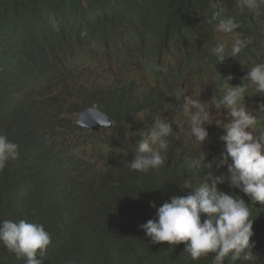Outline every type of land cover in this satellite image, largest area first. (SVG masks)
<instances>
[{"label":"trees","instance_id":"16d2710c","mask_svg":"<svg viewBox=\"0 0 264 264\" xmlns=\"http://www.w3.org/2000/svg\"><path fill=\"white\" fill-rule=\"evenodd\" d=\"M207 12L208 0H0V134L20 152L0 171V219L45 226L52 243L46 257H37L43 264H213L214 254L193 261L184 242L153 244L140 225L172 196L211 184V167L193 172L188 162L204 151L207 164L208 146L223 162L226 149L215 147L212 137L203 147L182 140L183 153L164 154L163 167L147 174L132 171L127 150L132 147L137 155V143L124 126L157 96L106 72L94 79L89 69L98 56L88 54L99 49L126 65L127 52L154 77L161 69L145 61L150 54L144 46L152 34L157 32L155 52L161 27L200 22ZM96 104L114 117L111 130L120 139L77 124L73 115ZM101 143L109 145L103 151L110 158L98 170L92 150ZM113 152L120 154L113 157ZM138 184L146 189L140 191ZM219 188L246 199L228 182ZM251 213L256 258L236 264H264V215ZM0 264L25 260L0 244Z\"/></svg>","mask_w":264,"mask_h":264},{"label":"clouds","instance_id":"9594fccd","mask_svg":"<svg viewBox=\"0 0 264 264\" xmlns=\"http://www.w3.org/2000/svg\"><path fill=\"white\" fill-rule=\"evenodd\" d=\"M214 1L213 5V0H208V12L200 22H172L161 27L155 52L151 46L157 32L152 34L150 45H144L150 54V59L145 61H153L161 69L151 77L154 82L146 91L152 90V96L160 98L151 107L133 114L139 121H144L143 113L146 111L154 113V116L146 132L128 133L130 138L137 134L141 137L131 138L137 143V155L129 147L127 151L131 155L127 163L132 171L147 174L164 166V154L181 155L182 140L191 143L181 135L185 131L182 122L174 121L178 129L174 131L172 123L162 119L164 112L172 109L173 96L178 95L175 81L180 82L188 72V75L206 76L211 85L213 79L219 82L215 89L212 87L218 100L213 97L206 102L199 97H188L183 101V115L187 118L188 134L203 147L209 140L205 124L212 123V106L217 110H227V122L223 118L215 120L217 126L226 130L221 137L226 145L221 147L226 149L223 162L227 173L212 178L211 184H200L186 196H172L158 207L153 219L140 227L153 244L168 242L175 247L184 242L185 252L193 261L214 254L213 264H236L241 260L254 262L256 257L251 240L254 218L251 211H260L264 215V60H259L255 53L264 38V0ZM220 33L233 37L230 44L221 39ZM88 52L97 56L92 51ZM169 55L183 57L171 77L163 69ZM89 70H92L94 79L102 74L97 67ZM163 81L166 89L158 86ZM222 83L226 86L220 95L218 89ZM72 100L78 101L77 98ZM159 104L160 108L155 109ZM91 108L112 117L113 124L98 129L81 124L80 119L77 123L87 131L101 132L106 139L112 137L106 135L108 129L116 125V120L99 105L86 108L78 117L81 118ZM217 115L225 114L218 111ZM73 116L75 118L76 115ZM116 138L120 139V136ZM105 146L109 148L108 144ZM206 156L207 153L201 151L188 162L189 169L198 172L211 167V163H205ZM19 158V146L0 134V171ZM209 176L211 178V173ZM225 182L240 189L246 199L220 190L219 185ZM138 186L140 191L146 189ZM181 187L192 186L181 183ZM152 206L156 207L155 202ZM202 214H205L203 220ZM51 243V234L41 223L0 219V244L14 252L18 259L25 260V264H43V260L37 257H46Z\"/></svg>","mask_w":264,"mask_h":264},{"label":"rangeland","instance_id":"374dc122","mask_svg":"<svg viewBox=\"0 0 264 264\" xmlns=\"http://www.w3.org/2000/svg\"><path fill=\"white\" fill-rule=\"evenodd\" d=\"M220 37L222 40L229 41V44L232 40L231 35H225L223 33H220ZM261 46L259 49L256 50L257 58L261 61L264 60V38L261 41ZM94 54L98 56V63L93 66L97 67L101 70V72H106L110 76H114L118 78H124L128 81H135V85H138L140 87L143 86H152L153 80L150 77V75L147 73L146 69L143 66V62H139L136 60V58H130L129 54L125 52L124 56L127 59L126 65L123 62H120L118 59H110L107 57L103 51H100L99 49H96L93 51ZM260 53V55H258ZM183 60V57L178 56H172L169 55L165 59V66H163V69H166V73L171 75L173 74V71L176 70ZM187 77H184L180 80V82L175 81V89L178 95L173 96V102L171 103L172 109L165 111L162 119L166 121H170L172 123L174 131L178 130L176 124L174 121L177 119L179 122H182L184 124V133L181 135H184V138L191 142L192 145H199L197 144L192 137L188 134V124H187V118L183 115V101L187 99L188 97H199L201 100L210 102L213 97H215L217 100L219 99L215 95V91L212 89V87L215 89L219 82L215 81V79L211 81L209 78H207L204 75H193L186 72ZM166 81V80H165ZM159 88L166 89L165 82H161L158 84ZM138 90L141 91L139 88ZM182 91V93H180ZM218 111H222L225 115L224 116H218ZM226 109L223 110H217L215 106H212L211 108V114L213 117L212 123H206L205 127L209 131V138L212 137V142H215L217 145H214L215 147H219L221 145H226V142L221 139V137L226 133V130L222 126H217L215 123V120L217 118H223L225 119V122H227L226 118ZM144 114V121H139L136 118L134 121L129 123V125L124 126V130L126 131L127 135L132 132H146L147 126L152 123V112L146 111ZM79 117L75 116L76 122L79 121ZM78 124V123H77ZM217 131H219L220 134L217 135ZM215 133V134H214ZM106 136H116L118 137V133L114 130L108 129ZM129 136V135H128ZM141 137L139 134L131 136V138L139 139ZM73 138V135L71 136ZM103 149H108L105 146V143H101L98 145V147H95L92 150V153H94V162L97 165V169L100 170L104 168L106 165V162L110 158V152H104ZM100 151L102 153H105V158L102 159L101 155L97 152ZM119 152H113V157H118ZM208 156L209 159L207 160L208 163H211V170H209V173H211L214 177L219 176L221 173L220 167H223L222 172L224 174L227 173L228 169L225 166V163L222 162L219 159V155L217 154L216 150L212 147L208 146ZM210 177V176H209Z\"/></svg>","mask_w":264,"mask_h":264},{"label":"water","instance_id":"95a60500","mask_svg":"<svg viewBox=\"0 0 264 264\" xmlns=\"http://www.w3.org/2000/svg\"><path fill=\"white\" fill-rule=\"evenodd\" d=\"M102 118V121L100 119ZM80 123L87 126L90 125L93 128L100 129L103 125H112V117L105 114L103 111L97 108H91L86 110L80 118Z\"/></svg>","mask_w":264,"mask_h":264},{"label":"bare ground","instance_id":"6f19581e","mask_svg":"<svg viewBox=\"0 0 264 264\" xmlns=\"http://www.w3.org/2000/svg\"><path fill=\"white\" fill-rule=\"evenodd\" d=\"M214 4H215V1L213 0V5H214ZM89 31H90V30H89ZM144 87H145V90H148V88H150L149 86H144ZM158 90H159V89H158ZM158 90H157V91H158ZM157 91H156V93H157ZM159 98H160V97H156V98L154 99L153 102L157 101ZM153 102H151V103L149 104V106H152ZM160 106H161V104H159L158 107L155 108V109L160 108ZM152 115L154 116V113H152Z\"/></svg>","mask_w":264,"mask_h":264}]
</instances>
